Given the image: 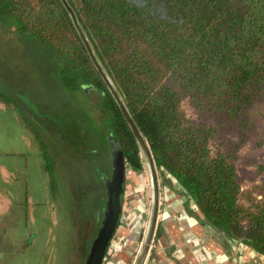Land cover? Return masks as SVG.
I'll return each mask as SVG.
<instances>
[{"label": "trees", "instance_id": "16d2710c", "mask_svg": "<svg viewBox=\"0 0 264 264\" xmlns=\"http://www.w3.org/2000/svg\"><path fill=\"white\" fill-rule=\"evenodd\" d=\"M67 1L144 135L159 178L168 174L179 185L202 224L264 256V160L256 164L257 181L247 186L235 165L250 142L264 150V0ZM0 23L55 51L65 89L98 93L97 115L89 112L85 129L102 127L114 139L125 170H145L61 1L0 0ZM0 101L16 105L2 93ZM20 113L53 198L54 164ZM94 163L104 185L107 176L99 160ZM93 203L101 210L99 196ZM137 247L133 243L132 255Z\"/></svg>", "mask_w": 264, "mask_h": 264}, {"label": "rangeland", "instance_id": "374dc122", "mask_svg": "<svg viewBox=\"0 0 264 264\" xmlns=\"http://www.w3.org/2000/svg\"><path fill=\"white\" fill-rule=\"evenodd\" d=\"M0 93L12 99L19 112L27 114L36 127L54 164L57 188L52 198L48 178L44 175V189L48 195L41 197L37 179L35 181L37 175H29L28 197L34 202L20 201L23 207L14 210L18 216L22 214L17 218L21 223L9 232L0 233V238H9L7 243H10L9 246L0 245V264H83L100 224L106 199L94 160H99L103 175L109 177L111 173V140L105 136L102 127L97 129L95 126L93 132L85 129L83 124L87 121L90 125L89 112L92 116L97 115L98 93L90 88L71 91L61 86L55 51L37 39L18 35L8 23H0ZM35 152V164L40 170L37 145ZM262 160L264 150L259 145L250 142L239 151L235 165L243 186L257 181L256 164ZM130 170L127 165V185L132 177ZM142 172L143 195L147 197L143 213L145 226L149 187L146 171ZM98 196L102 202L101 210L93 203V200L97 202ZM127 197L132 198V195ZM124 204L126 210L133 206L131 199ZM24 220H29L27 225ZM122 223V227L128 225L123 219ZM140 240L141 235L138 245ZM132 258L133 255L129 264ZM108 261L109 256L103 264Z\"/></svg>", "mask_w": 264, "mask_h": 264}, {"label": "crops", "instance_id": "0c3cea01", "mask_svg": "<svg viewBox=\"0 0 264 264\" xmlns=\"http://www.w3.org/2000/svg\"><path fill=\"white\" fill-rule=\"evenodd\" d=\"M35 151L36 144L18 106L0 101V233L9 232L21 223V219L17 221V218L22 214L18 216L14 210L23 207L20 201L25 200L26 204L34 202L28 197L30 174L37 175L35 181L37 179L41 197L48 195L45 194L44 175L35 164ZM130 169L132 177L129 178V185L125 182L122 214L106 264H129L133 243L143 232V213L147 204V197L143 195V170ZM159 185L157 225L144 264H264V256L248 245L235 239H224L221 233L219 238L208 233L197 218L193 203H186V196L168 174L159 178ZM130 194L132 198L127 197ZM130 199L133 206L126 210L124 203L130 202ZM122 219L127 226L122 227ZM24 221L27 225L29 220ZM7 242L9 238H0V245L9 246Z\"/></svg>", "mask_w": 264, "mask_h": 264}, {"label": "water", "instance_id": "95a60500", "mask_svg": "<svg viewBox=\"0 0 264 264\" xmlns=\"http://www.w3.org/2000/svg\"><path fill=\"white\" fill-rule=\"evenodd\" d=\"M60 1L68 13L73 27L76 30V33L78 34L89 59L100 75L108 92L115 101L125 122L132 132L143 160L149 187V209L145 226L141 234V240L131 264H144L147 253L154 239L160 206V185L158 170L144 135L138 128L109 74L97 58L96 53L82 26L80 25L74 10L69 5L67 0ZM111 140V173L109 177H105L104 179V185L106 188L105 208L100 225L98 226L96 234L92 239L83 264H102L111 239L113 238L114 233L119 225L122 214V199L125 189V164L120 147L114 141V139ZM204 228L206 231H208V233L214 235L216 238H219L220 233L217 232L213 227L204 224Z\"/></svg>", "mask_w": 264, "mask_h": 264}, {"label": "built area", "instance_id": "2783aa9c", "mask_svg": "<svg viewBox=\"0 0 264 264\" xmlns=\"http://www.w3.org/2000/svg\"><path fill=\"white\" fill-rule=\"evenodd\" d=\"M124 195V194H123ZM121 218V217H120ZM120 222V221H119ZM114 237V236H113ZM112 240H113V238L111 239V242H112ZM111 242H110V244H109V246H108V249H107V252L106 253H108V251H109V248H110V246H111ZM105 258H106V256L104 257V259H103V261L105 260ZM102 264H103V262H102Z\"/></svg>", "mask_w": 264, "mask_h": 264}]
</instances>
